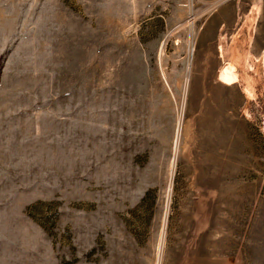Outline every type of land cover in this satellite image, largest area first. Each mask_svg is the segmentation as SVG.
Wrapping results in <instances>:
<instances>
[{
    "label": "rangeland",
    "instance_id": "obj_1",
    "mask_svg": "<svg viewBox=\"0 0 264 264\" xmlns=\"http://www.w3.org/2000/svg\"><path fill=\"white\" fill-rule=\"evenodd\" d=\"M0 264H264V0H0Z\"/></svg>",
    "mask_w": 264,
    "mask_h": 264
},
{
    "label": "bare ground",
    "instance_id": "obj_2",
    "mask_svg": "<svg viewBox=\"0 0 264 264\" xmlns=\"http://www.w3.org/2000/svg\"><path fill=\"white\" fill-rule=\"evenodd\" d=\"M232 68L229 65L222 72L223 79L228 81V82L232 81L235 78V74H234V71L232 70Z\"/></svg>",
    "mask_w": 264,
    "mask_h": 264
}]
</instances>
